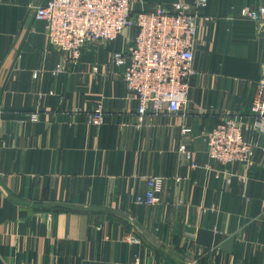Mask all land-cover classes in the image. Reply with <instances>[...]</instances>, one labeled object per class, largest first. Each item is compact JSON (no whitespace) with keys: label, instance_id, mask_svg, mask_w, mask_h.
<instances>
[{"label":"crops","instance_id":"obj_1","mask_svg":"<svg viewBox=\"0 0 264 264\" xmlns=\"http://www.w3.org/2000/svg\"><path fill=\"white\" fill-rule=\"evenodd\" d=\"M49 1L0 0V264H264V134L244 133L260 146L244 182H227L242 170L211 161L203 140L226 117L250 118L264 33L239 14L264 0H208L185 105L140 127L112 63L132 33L73 65L34 19ZM129 1L147 12L193 0ZM99 102L105 120L89 126ZM148 177L162 182L152 207L135 202Z\"/></svg>","mask_w":264,"mask_h":264},{"label":"built area","instance_id":"obj_2","mask_svg":"<svg viewBox=\"0 0 264 264\" xmlns=\"http://www.w3.org/2000/svg\"><path fill=\"white\" fill-rule=\"evenodd\" d=\"M207 2L193 0L134 12L129 0H50L34 8V19L45 24L50 46L68 55L73 65L78 63L86 46L110 43L124 32L132 33L126 50L113 54L112 63L123 69L127 89L138 103L136 118L140 127L148 114H175L185 105L189 83L198 74L193 59L199 24L209 20L204 14ZM239 16L262 25L264 7L257 10L243 7ZM104 120V106L99 102L89 114L87 124L100 126ZM245 132L264 134V80L257 85L250 118L226 117L203 138L211 161L223 167L239 166L242 170L234 174L223 172L227 182L230 177L246 181L245 173L255 151L260 149L258 142L244 138ZM190 133V128H183V135ZM180 150L187 154L184 146ZM161 187V179L148 177L146 195L137 198L136 204L157 205ZM126 240L138 243L133 236ZM135 264H139L138 259Z\"/></svg>","mask_w":264,"mask_h":264},{"label":"water","instance_id":"obj_3","mask_svg":"<svg viewBox=\"0 0 264 264\" xmlns=\"http://www.w3.org/2000/svg\"><path fill=\"white\" fill-rule=\"evenodd\" d=\"M261 33H264V25L261 26Z\"/></svg>","mask_w":264,"mask_h":264},{"label":"rangeland","instance_id":"obj_4","mask_svg":"<svg viewBox=\"0 0 264 264\" xmlns=\"http://www.w3.org/2000/svg\"><path fill=\"white\" fill-rule=\"evenodd\" d=\"M262 25H264V24H262Z\"/></svg>","mask_w":264,"mask_h":264}]
</instances>
